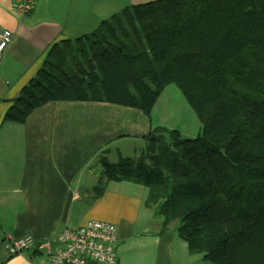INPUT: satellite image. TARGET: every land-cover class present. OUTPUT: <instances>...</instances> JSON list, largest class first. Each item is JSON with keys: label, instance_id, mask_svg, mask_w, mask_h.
I'll return each mask as SVG.
<instances>
[{"label": "trees", "instance_id": "16d2710c", "mask_svg": "<svg viewBox=\"0 0 264 264\" xmlns=\"http://www.w3.org/2000/svg\"><path fill=\"white\" fill-rule=\"evenodd\" d=\"M51 68L54 70H51ZM168 84L200 124L193 138L157 126L136 155L103 154L93 187L146 188L144 205L189 254L212 264H264V0H150L91 33L54 43L46 66L3 120L22 123L49 101H96L148 117Z\"/></svg>", "mask_w": 264, "mask_h": 264}, {"label": "crops", "instance_id": "0c3cea01", "mask_svg": "<svg viewBox=\"0 0 264 264\" xmlns=\"http://www.w3.org/2000/svg\"><path fill=\"white\" fill-rule=\"evenodd\" d=\"M147 1L36 0L18 16L13 0H0V31L12 34L0 55V264H41L43 249L10 254L6 246L29 236L53 251L60 230L88 220L115 225L118 264H212L189 254L173 225L161 232L162 218L144 205L145 187L108 181L95 197L99 154L113 163L134 156L158 126L151 116L108 102L61 100L34 108L22 123L3 120L54 43L85 36L124 7Z\"/></svg>", "mask_w": 264, "mask_h": 264}, {"label": "built area", "instance_id": "2783aa9c", "mask_svg": "<svg viewBox=\"0 0 264 264\" xmlns=\"http://www.w3.org/2000/svg\"><path fill=\"white\" fill-rule=\"evenodd\" d=\"M35 2L13 0L12 8L18 16H24L32 11ZM11 37L9 30L0 31V55ZM78 193L74 192L73 198H78ZM56 243L57 248L50 251L48 242L37 244L24 236L11 241L6 248L10 254L31 248L43 249L46 259L41 264H118L116 227L110 222L88 220L78 227L64 228L56 235Z\"/></svg>", "mask_w": 264, "mask_h": 264}, {"label": "rangeland", "instance_id": "374dc122", "mask_svg": "<svg viewBox=\"0 0 264 264\" xmlns=\"http://www.w3.org/2000/svg\"><path fill=\"white\" fill-rule=\"evenodd\" d=\"M151 118L158 126L166 130L176 129L187 138L195 137L200 126L196 115L173 84L164 87L153 106ZM173 224L174 222L170 226Z\"/></svg>", "mask_w": 264, "mask_h": 264}]
</instances>
